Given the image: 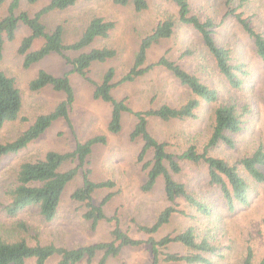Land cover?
Segmentation results:
<instances>
[{"label":"rangeland","instance_id":"1","mask_svg":"<svg viewBox=\"0 0 264 264\" xmlns=\"http://www.w3.org/2000/svg\"><path fill=\"white\" fill-rule=\"evenodd\" d=\"M49 0H38L33 4L22 1L21 9L34 14ZM10 0L0 5V18L6 14ZM237 8L243 11L255 30L264 35V0H190L191 12L201 20L211 18L215 24L214 38L216 42L228 48L232 62L242 66L243 82L238 88L229 85L226 78L218 71L212 58L204 49L199 35L187 25L177 23L173 35L154 45L148 52V62L156 61L165 54L171 60H177L181 66L197 75L204 83L217 90V100L212 103L201 102L195 110L193 118L173 120L169 122L150 119L149 132L158 140L167 143V150L179 154L189 145L198 150L206 144L214 122V110L220 104L239 102L248 105L250 114L240 132L232 135L233 147L219 145L210 153L224 157L233 162L249 155L258 146L264 148V62L258 56L253 40L242 29L229 10ZM176 6L167 0H149L147 9L138 12L131 5L119 6L112 0L78 1L74 6L63 11H56L42 17L48 30L57 25L64 28V41H75L84 29L88 19L101 16L115 23L109 36L98 39L94 46H109L117 50L115 57L94 63L90 67L89 77L99 82L109 67L115 70V81L128 70L133 62L139 42L144 34L165 16H176ZM28 30L19 25L12 41L4 43L0 69L13 77L22 94V109L16 121L7 122L0 129V140L14 139L27 128L34 118L48 113L64 99V95L47 86L39 91H31L28 82L39 70L61 76L68 73L74 101L68 108V120L59 118L35 140L28 143L17 153L6 155L0 164V237L16 239L24 237L30 244L39 241L42 244L53 243L56 246L75 248L96 242L111 240V231L116 224L132 237L147 239L148 235L137 230V224L151 225L167 202L162 179L159 178L150 191H143L146 170L144 161L151 158L148 151L143 161L138 159L142 147L140 138L131 139L130 134L136 122L131 112L122 114V129L117 134L107 130L111 105L94 99L93 83L75 72L72 65L58 54H50L29 67L23 66V56L18 47ZM42 39L34 40L32 49H37ZM191 50L189 56L181 54ZM74 56L75 53L67 52ZM117 99H125L133 111L155 108L163 103L178 106L190 96V91L181 85L169 72L157 68L148 71L133 82L122 83L112 90ZM96 135L106 137L105 144H95L88 156L87 164L80 167L74 178L65 186L56 216L44 221L36 207H28L15 216L7 215L3 206L6 202L4 190L15 177L19 164L23 161L42 157L47 151L69 152L76 143ZM182 170L174 175L175 179L185 183L188 191L211 205L209 215L199 214L182 198L176 199V207L183 211L174 213L167 225L153 234L155 238L168 233H177L188 226L195 228L198 238L206 237L222 244V256L206 254L212 264H242L247 247L253 250L252 264H257L264 256V189L263 185L247 176L249 185V201L244 206H236L234 210L226 208L218 190L208 183L206 167L203 164L182 162ZM76 166V161L64 162L61 169ZM264 171V167L262 168ZM89 170L91 180L99 182L111 180L112 188L95 191L93 201L99 203L106 195L111 198L104 204L106 216L95 229L83 217L85 207L73 200L72 193L82 185L83 175ZM163 252L180 255L189 252L178 243H170ZM101 256L98 253L96 263ZM150 246L142 244L137 247H123L116 256L107 258L106 264H149ZM58 258L51 257L46 264H56ZM91 263V264H92ZM76 264H88L80 261ZM159 264H187L185 262H166Z\"/></svg>","mask_w":264,"mask_h":264},{"label":"trees","instance_id":"2","mask_svg":"<svg viewBox=\"0 0 264 264\" xmlns=\"http://www.w3.org/2000/svg\"><path fill=\"white\" fill-rule=\"evenodd\" d=\"M4 0H0V5ZM22 1L33 4L38 0H10L6 14L0 18V58L2 57L4 43L12 41L20 24L25 26L28 33L22 37L18 52L23 56V66L29 67L41 61L50 54L62 56L68 64L72 65L71 72H75L87 81L93 83L94 99L101 100L111 105L107 130L117 134L122 129V114L131 112L136 122L131 131V139L140 138L142 147L138 159L143 161L148 151L151 158L144 161L146 170L145 182L141 189L150 191L159 178L163 182L164 195L169 203L156 216L151 225L137 224L139 232L148 235L147 239L132 237L123 231L118 224L111 231V240L96 242L75 248L56 246L53 243L42 244L36 241L30 244L24 237L5 239L0 237V264H46L56 256V264H76L86 261L91 264L98 253H101L95 264H106L107 258L116 256L123 247H137L142 244L150 246L151 258L149 264H159L161 257L166 262H185L187 264H212L211 254L222 256V244L203 237L198 238L195 228L188 226L177 233H168L160 238L153 234L167 225L174 213H181L176 207V199L182 198L201 215L211 213V205L201 198L191 194L185 183L175 179L174 175L182 170V162L203 164L207 170L208 183L218 188L226 208L234 210L236 206H244L249 201L248 177L263 185L264 189V148L260 145L249 155H245L231 162L224 157L215 156L210 150L219 146H234L232 135L240 132L250 114L248 105L233 101L220 104L214 110V122L210 136L200 150L195 145H189L181 153L175 154L167 150V143L155 138L148 130L150 119H158L169 122L193 118L195 110L201 102L212 103L217 100V90L204 83L197 75L185 70L177 60H171L165 54L156 61L148 62V52L162 40L170 38L177 23L190 26L200 38V41L212 58L215 67L226 78L229 85L238 88L243 82L242 66L232 62L231 52L228 48L219 45L214 38L215 24L211 18L201 20L199 16L191 12L190 0H167L176 8V16H165L155 26L144 34L139 42L133 62L128 70L115 81V70L107 68L99 82H94L89 77L90 67L94 63H102L116 56L117 50L109 46H94L96 40L109 36L115 23L101 16H93L88 19L80 36L71 43H66L63 38L64 28L57 25L48 30L42 21L44 15L63 11L74 6L78 1L85 0H49L39 11L30 14L21 9ZM119 6L131 5L134 10L141 12L148 7L149 0H112ZM242 29L253 40L256 52L264 62V35L253 28L251 22L243 11L237 8L229 10ZM42 39L43 43L37 49H32L36 39ZM67 52L75 53L70 56ZM191 50L181 54L190 56ZM157 68L169 72L179 83L186 87L191 96L182 104L172 106L166 103L155 108L133 111L129 108L125 99H117L112 95V90L117 85L133 82L150 70ZM51 87L64 95L60 101L48 113L37 115L27 128L22 130L14 139L0 140V164L2 159L12 153H17L28 143L38 138L55 120L64 118L68 120V108L74 101V92L67 74L53 75L45 70H39L28 82L31 91H39L44 87ZM22 109V94L15 79L0 69V129L7 123L19 119ZM104 135H96L82 142H78L75 148L69 152L47 151L42 157L34 160L23 161L19 164L15 177L6 186L4 194L6 202L4 212L9 216H15L28 207H36L44 221L52 220L58 211L62 193L65 186L74 178L80 167L87 164L88 156L95 144H105ZM76 161V166L66 170L61 167L64 162ZM89 170L83 175L80 187L72 193L73 200L80 202L85 207L83 217L95 229L98 223L105 219L103 206L111 198L112 193L106 195L98 204L93 201V194L102 188H112L111 180L93 181L88 176ZM170 243H178L189 250L187 254L163 252ZM253 250L247 247L242 264H252ZM93 264V263H92ZM257 264H264V256Z\"/></svg>","mask_w":264,"mask_h":264}]
</instances>
